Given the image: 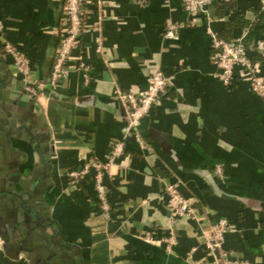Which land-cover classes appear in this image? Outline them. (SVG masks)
<instances>
[{
	"label": "crops",
	"instance_id": "obj_1",
	"mask_svg": "<svg viewBox=\"0 0 264 264\" xmlns=\"http://www.w3.org/2000/svg\"><path fill=\"white\" fill-rule=\"evenodd\" d=\"M86 2L87 30L67 61L73 69L52 89L64 0H0V230L10 237L0 236V264H216L203 245L216 216L231 225L225 248L264 264V100L240 70L224 85L212 48L213 35L243 40L264 70V0H214L213 17L199 14L194 24L181 0ZM167 18L185 24L171 39ZM5 43L30 58L36 98ZM156 71L170 85L105 178L107 217L92 179L66 174L104 159L125 124L118 92L144 90ZM173 183L198 219L170 217ZM150 231L153 242L144 239ZM167 235L170 246L159 241Z\"/></svg>",
	"mask_w": 264,
	"mask_h": 264
},
{
	"label": "built area",
	"instance_id": "obj_2",
	"mask_svg": "<svg viewBox=\"0 0 264 264\" xmlns=\"http://www.w3.org/2000/svg\"><path fill=\"white\" fill-rule=\"evenodd\" d=\"M139 5H146L148 0H134ZM182 7L187 14L190 24H194L196 16L205 14L207 20L213 16L210 8L214 0H181ZM86 0H64L62 18L60 24L61 41L56 49L55 60L52 66L49 85L56 89L64 78L69 75L71 66L67 61L73 53L78 50L80 39L86 28L87 20ZM184 23L175 22L171 18L165 20L163 36L167 39L176 37ZM212 48L214 62L217 67L216 77L226 86L234 80L237 70L244 73L250 83L252 90L264 100V70L262 65L255 61L243 42V40L228 41L219 36H212ZM3 54L11 61L15 74L20 78L24 90L29 96L36 98L38 95V82L34 78L33 65L24 50L11 43H5ZM78 67L85 72L89 79V66L79 60ZM170 80L161 71L152 73L147 80L144 90L118 92L124 104L125 124L122 136L111 142L108 152L103 160H91L85 163L82 168L67 172V178L78 183L88 177L94 182L96 199L101 211L109 217L112 211V204L109 199L105 178L111 175V169L118 158L125 152V140L131 136H137L138 127L142 119L157 104L159 99L166 93ZM141 147L146 148L141 142ZM214 174L222 175L220 166H215ZM166 206L172 219L188 217L198 219L200 211L193 202L183 196L177 184H169L166 187ZM231 225L227 218L216 216L210 221V228L204 232L203 245L206 250L214 255L216 264H252L248 260L237 258L233 252L225 248V238L230 231ZM147 241L153 242L155 232H147L144 236ZM159 241L170 246L174 242L172 235L162 236Z\"/></svg>",
	"mask_w": 264,
	"mask_h": 264
},
{
	"label": "water",
	"instance_id": "obj_3",
	"mask_svg": "<svg viewBox=\"0 0 264 264\" xmlns=\"http://www.w3.org/2000/svg\"><path fill=\"white\" fill-rule=\"evenodd\" d=\"M31 212L32 211H30V210H28V209H26V208H24L23 209V214H24V216H28V214H29V216H31ZM29 216H28V220H29ZM30 221H32V219H30ZM37 226L40 228L41 227V225L40 224H38L37 223ZM0 236H1V238L6 242V243H10V237H9V235L7 234V233H4V232H2L1 230H0Z\"/></svg>",
	"mask_w": 264,
	"mask_h": 264
},
{
	"label": "trees",
	"instance_id": "obj_4",
	"mask_svg": "<svg viewBox=\"0 0 264 264\" xmlns=\"http://www.w3.org/2000/svg\"><path fill=\"white\" fill-rule=\"evenodd\" d=\"M228 1V0H227ZM223 6H224V4H223ZM221 8H223L222 6H221ZM225 8V7H224ZM220 37V36H219ZM222 38V37H221ZM224 39V38H223ZM255 61H259V60H257V59H254Z\"/></svg>",
	"mask_w": 264,
	"mask_h": 264
}]
</instances>
